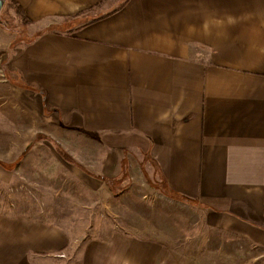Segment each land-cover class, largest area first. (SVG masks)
Returning a JSON list of instances; mask_svg holds the SVG:
<instances>
[{"label": "crops", "instance_id": "obj_1", "mask_svg": "<svg viewBox=\"0 0 264 264\" xmlns=\"http://www.w3.org/2000/svg\"><path fill=\"white\" fill-rule=\"evenodd\" d=\"M98 1L17 0L0 264H264V0Z\"/></svg>", "mask_w": 264, "mask_h": 264}, {"label": "rangeland", "instance_id": "obj_2", "mask_svg": "<svg viewBox=\"0 0 264 264\" xmlns=\"http://www.w3.org/2000/svg\"><path fill=\"white\" fill-rule=\"evenodd\" d=\"M117 2H119V0H113L111 4L114 5ZM106 4L107 3H105V5ZM100 7L102 6L100 5L97 8ZM21 24L22 23H20L15 18L14 13L10 10H7L3 4L0 10V80H2L0 81V87L5 84V82L2 83L3 80L9 81L10 78H12V76L6 71V63L11 65L10 60L14 59V51H16L19 47V45L16 43L18 42L17 38L20 37L22 32L24 35H26L27 28ZM11 66H14V63ZM14 94V90L9 93L0 92V122H2L0 124V128L4 129V133L11 127L14 131V125L18 123V119L27 115L26 111L21 109L22 104L18 102ZM7 133H11V131H7ZM50 166L52 168L53 164L50 163ZM44 167L45 168L41 171H44L47 174L52 173V170L49 171V169H47L48 164H45ZM122 182L124 181L121 180L117 183ZM177 218L178 219H175V221L179 222L180 219L181 221H186L187 219L192 218V215L191 212L188 213L186 210H184V214H180V216L178 215ZM78 245L80 246L81 243Z\"/></svg>", "mask_w": 264, "mask_h": 264}, {"label": "trees", "instance_id": "obj_3", "mask_svg": "<svg viewBox=\"0 0 264 264\" xmlns=\"http://www.w3.org/2000/svg\"><path fill=\"white\" fill-rule=\"evenodd\" d=\"M5 2L4 7L7 10H10L14 13L15 18L22 24L25 23H29L31 20L30 18H28V16L23 12L22 7L20 6V4L17 2V0H4ZM108 0H99L98 2H96L93 6H90L86 9H83L75 14H73L74 16L79 15V14H83V13H87V12H91L94 9H96L97 7H99L100 5L103 6L105 3H107ZM125 3V1H123L118 7L122 6ZM72 15V16H73ZM106 15V14H105ZM104 16V15H103ZM100 16V17H103ZM98 17V18H100ZM97 19V18H96Z\"/></svg>", "mask_w": 264, "mask_h": 264}, {"label": "water", "instance_id": "obj_4", "mask_svg": "<svg viewBox=\"0 0 264 264\" xmlns=\"http://www.w3.org/2000/svg\"><path fill=\"white\" fill-rule=\"evenodd\" d=\"M3 3H4V0H0V10H1Z\"/></svg>", "mask_w": 264, "mask_h": 264}]
</instances>
